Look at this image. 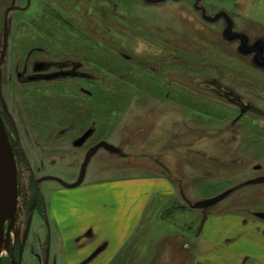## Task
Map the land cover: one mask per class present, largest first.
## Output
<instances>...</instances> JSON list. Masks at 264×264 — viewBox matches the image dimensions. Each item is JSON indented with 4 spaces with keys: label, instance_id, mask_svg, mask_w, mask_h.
<instances>
[{
    "label": "rangeland",
    "instance_id": "obj_1",
    "mask_svg": "<svg viewBox=\"0 0 264 264\" xmlns=\"http://www.w3.org/2000/svg\"><path fill=\"white\" fill-rule=\"evenodd\" d=\"M4 45L0 116L18 193L11 242L26 221L22 191L38 187L47 211L55 190L78 187L38 178L73 183L91 147L83 184L166 177L177 195L151 204L150 218L172 232L185 222L191 245L204 212H264V183L244 185L264 175V0H0V57ZM229 189L205 210L189 206ZM44 224L33 214L35 262L24 255L23 264L45 262ZM175 245L161 253L156 243L153 259L176 264Z\"/></svg>",
    "mask_w": 264,
    "mask_h": 264
},
{
    "label": "crops",
    "instance_id": "obj_2",
    "mask_svg": "<svg viewBox=\"0 0 264 264\" xmlns=\"http://www.w3.org/2000/svg\"><path fill=\"white\" fill-rule=\"evenodd\" d=\"M83 181L74 191L57 189L49 195L52 264H162L163 257L153 259L158 242L161 253L176 244V264H264V220L245 211L224 208L206 213L191 245L183 238L189 236L185 222L172 232L163 227L165 219L150 218L151 204L177 195V187L166 177L103 176ZM171 214L183 216L178 211ZM165 255L167 261L169 252Z\"/></svg>",
    "mask_w": 264,
    "mask_h": 264
},
{
    "label": "water",
    "instance_id": "obj_3",
    "mask_svg": "<svg viewBox=\"0 0 264 264\" xmlns=\"http://www.w3.org/2000/svg\"><path fill=\"white\" fill-rule=\"evenodd\" d=\"M9 10L10 8L6 9L5 13H7ZM4 54H5V45H4V49L0 57V64L3 61ZM94 151H95V147H91L86 152V155L80 167L78 178L73 183H66L60 178L53 177V176L41 177L39 181L54 180L66 188L77 187L83 181L86 166ZM259 183H264V176H259L251 180H248L244 182V185H252V184H259ZM232 191L233 189H229L216 196L203 199V200H199L195 203H191V204L189 203V206L194 209L205 210L206 208H209L215 205L216 203H218L219 201H221L222 199H224ZM17 197L18 196H17L16 162H15L14 154L12 151V147L8 139L7 132L5 130L2 118L0 116V243L2 242L5 223L8 221V224H9L7 228L6 237L8 236V232L13 226L16 209H17ZM254 216L259 219L264 220V212H255ZM206 219H207V214H205L204 212L202 214V217L198 225L197 234L201 231ZM26 232H27V228L25 230V235H26ZM0 262H1V257H0Z\"/></svg>",
    "mask_w": 264,
    "mask_h": 264
},
{
    "label": "flooded vegetation",
    "instance_id": "obj_4",
    "mask_svg": "<svg viewBox=\"0 0 264 264\" xmlns=\"http://www.w3.org/2000/svg\"><path fill=\"white\" fill-rule=\"evenodd\" d=\"M8 8L11 9V7H7L6 9H8ZM6 9H5V11H6ZM259 168H260L259 165L254 166V169H259ZM261 176H264V175H261ZM257 177H259V176H257ZM40 178H38V182H41V181H39ZM37 189H38V187L35 188V185H34L33 187H31L30 191H29V189L27 191H25V190L22 191L23 193L21 196L23 197L22 200H24V201L22 202L20 200L21 201L20 207H21V209L24 212L25 217H26L24 229L22 232L21 240L19 242H16V243L11 242V250H12L11 256L6 254V255H8V260L6 261L7 263H3V264H23L24 255H25V258H28L26 263H29V262L32 263L33 261L35 262V252H36L35 251V240L27 238L29 235V231L31 230L33 214H35V215L37 214L38 216H40L42 218V221L47 224V225L44 224L45 225L44 239L46 240L45 241L46 246H44V252H45L44 259L46 258V255H47V258L43 264H52L51 255H50V248H49V239H50V230H49V225H48L49 222H48V218H47V221L45 220L44 215H46V211H43L42 204H41V200H43V198L41 197V194H40V192H38ZM33 190H36V191H33ZM31 193L32 194L35 193V195L30 196ZM17 196H18V193H17ZM33 203H35V206H33ZM44 208H45V206H44ZM46 217H47V215H46ZM8 225L9 224L7 221L5 223L6 232H7ZM15 226H16V219H14V223H13L12 228H14ZM26 228H27V232L25 235Z\"/></svg>",
    "mask_w": 264,
    "mask_h": 264
},
{
    "label": "bare ground",
    "instance_id": "obj_5",
    "mask_svg": "<svg viewBox=\"0 0 264 264\" xmlns=\"http://www.w3.org/2000/svg\"><path fill=\"white\" fill-rule=\"evenodd\" d=\"M85 155H86V153L83 156V160H84ZM80 167H81V165H80ZM79 172H80V168H79ZM5 228H6V226H5ZM5 228H4V234H3L2 242L0 243V257L3 256V253L8 254V255L11 256V251H12L11 250V241H13V238L16 237V228L15 227L12 228L8 232V236L7 237H6L7 232H6Z\"/></svg>",
    "mask_w": 264,
    "mask_h": 264
}]
</instances>
